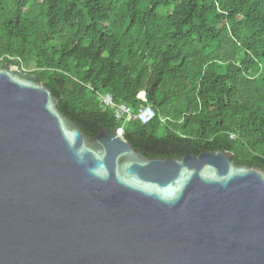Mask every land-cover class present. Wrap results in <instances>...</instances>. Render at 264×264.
Listing matches in <instances>:
<instances>
[{"label":"water","instance_id":"obj_1","mask_svg":"<svg viewBox=\"0 0 264 264\" xmlns=\"http://www.w3.org/2000/svg\"><path fill=\"white\" fill-rule=\"evenodd\" d=\"M0 264H264V170L220 150L147 158L106 128L90 138L3 64Z\"/></svg>","mask_w":264,"mask_h":264},{"label":"trees","instance_id":"obj_2","mask_svg":"<svg viewBox=\"0 0 264 264\" xmlns=\"http://www.w3.org/2000/svg\"><path fill=\"white\" fill-rule=\"evenodd\" d=\"M3 64L90 138L123 125L147 158L220 150L264 170V0H0ZM105 94L155 117L123 123Z\"/></svg>","mask_w":264,"mask_h":264},{"label":"built area","instance_id":"obj_3","mask_svg":"<svg viewBox=\"0 0 264 264\" xmlns=\"http://www.w3.org/2000/svg\"><path fill=\"white\" fill-rule=\"evenodd\" d=\"M140 99L143 101H146L145 98H140ZM99 100L101 102V105L104 108H111L114 110L115 115L118 118H124L123 123H125L127 120H129L131 118H135V119H138L142 124H148L155 117L154 110L152 109V107L150 105H145V106L140 107L137 110V112L135 114H133L131 112V110L127 106H125L124 104H116L113 101V98L108 94L100 95ZM115 131L117 134L122 135L123 134V125L121 127H118Z\"/></svg>","mask_w":264,"mask_h":264}]
</instances>
